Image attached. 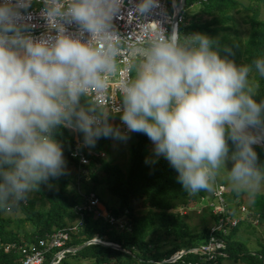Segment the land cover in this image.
Returning a JSON list of instances; mask_svg holds the SVG:
<instances>
[{
    "label": "clouds",
    "instance_id": "9594fccd",
    "mask_svg": "<svg viewBox=\"0 0 264 264\" xmlns=\"http://www.w3.org/2000/svg\"><path fill=\"white\" fill-rule=\"evenodd\" d=\"M41 3L49 33L35 37L27 31L32 0H0V208L64 174L53 135L59 126L81 132L85 146L126 139L109 123V108L86 99L114 68L120 36L112 21L124 0ZM155 4L139 0L135 10ZM229 55L207 34L160 30L129 60L134 75L121 82L116 111L128 131L148 137L184 190H212L223 173L231 190L254 199L264 191V163L253 147L264 140V98L255 99L260 85L251 74L264 77V56L238 65Z\"/></svg>",
    "mask_w": 264,
    "mask_h": 264
},
{
    "label": "trees",
    "instance_id": "16d2710c",
    "mask_svg": "<svg viewBox=\"0 0 264 264\" xmlns=\"http://www.w3.org/2000/svg\"><path fill=\"white\" fill-rule=\"evenodd\" d=\"M192 6H196L195 12L189 17L183 15ZM168 7L173 12L172 5ZM262 13L264 0H249L245 4L241 0H186L178 30L182 34H207L217 39L220 46L227 45L231 49L228 58L236 64H250L257 57L264 56ZM241 18L249 24L246 36L240 30L238 20ZM220 54L228 55L222 47ZM251 75L260 85L255 96L259 101L264 98V77H259L255 71ZM75 132L78 140L83 142V134L69 127L59 126L53 133L62 148L64 174L50 177L47 183L42 182L29 194L25 204L20 203L11 210L0 208V264H21L20 254L5 251L6 244L36 242L57 230L73 226L78 219L74 207L82 204L84 194L89 192L98 196L109 216L122 221L111 223L103 216L95 217L93 213L85 212V225L70 233L65 244L70 250L65 253L61 264H205L201 255L189 250L208 241L211 227L218 217L204 206L199 212L195 210L199 224H191L189 218L194 219L192 211L200 206L202 198H213V190L186 191L177 181L175 169L164 157L146 161L147 146L151 141L140 132L128 134L129 163L126 168L109 155L108 158L100 156L101 151L109 148L112 138L100 137L94 146L81 147L90 162L84 166L87 173L78 171L79 162L70 155L77 144ZM253 147L258 162L264 163V149L256 144ZM229 149H232L230 141ZM216 184L224 185L218 180ZM104 193L116 198L117 203L104 200ZM239 195L233 191L234 198ZM230 208L236 210L234 205ZM245 209L248 210L245 220L238 210L240 220L237 225L226 234L216 232L225 243V255H219L216 264H221L224 259L264 264V242L260 240L257 247L252 248L249 238L238 235L242 227H253L252 221H264V192L258 193L254 199L249 197ZM12 211L18 214L17 219L31 224L32 229L21 234L11 227L16 220ZM95 237L119 245L121 249L101 243L79 248ZM181 251L185 253L174 261H167ZM50 258L51 253L46 261L49 262Z\"/></svg>",
    "mask_w": 264,
    "mask_h": 264
},
{
    "label": "built area",
    "instance_id": "2783aa9c",
    "mask_svg": "<svg viewBox=\"0 0 264 264\" xmlns=\"http://www.w3.org/2000/svg\"><path fill=\"white\" fill-rule=\"evenodd\" d=\"M138 2L139 0H124L119 13L113 19L112 23L114 29L120 36L117 53L114 58V68L112 71H106L103 74L105 88L99 92L95 89H91L90 95L88 96L91 100L109 108L110 114L118 118L120 130L125 135L132 132L126 129V126L119 118L120 113L116 111V109L122 107V101L120 99L121 82L132 76V72L128 68V62L134 57L138 58L143 42L157 37L160 30L165 34H170L174 14V4L173 12H170L167 0H156L155 6L146 13H138L135 10ZM42 8L43 4L41 0H32L31 6L26 10L27 31L35 37L49 33L46 22L41 16ZM182 19L183 16L180 13L177 20L178 24ZM66 28L70 33H75L77 31L74 24H66ZM86 35L87 34H85V38ZM82 146L86 147L83 142L77 140V144L71 151V156L77 158L79 162L78 171L87 173L84 166H87L90 160L82 151ZM101 155H103V153H101ZM214 187L215 189L212 195L215 202L210 204V206H206L211 209L212 213L216 215L218 219L211 227L208 241L200 247L191 249V252L203 257L205 264H216L217 257L219 255H225L223 253V248L225 247L224 240L220 236H217L216 232L221 231L223 234H226L232 227L236 226L240 220L236 214L237 211L231 209V205H228L224 199V196L226 197L225 185L216 184ZM84 198L82 204L74 207L78 219L73 226L57 230L51 235H47L46 238L38 239L36 242L8 243L4 247L5 251H15L20 254L21 264H61L65 253L70 250L65 247L70 233L79 231L85 225V212L93 213L95 217L103 216L111 223H121V221H118L115 217L102 215L104 212L101 210V202L94 192L84 194ZM205 199L206 198H202V201ZM26 202L27 200L21 203L25 204ZM14 206L7 209L11 210ZM241 208L243 212H245L246 209L243 208V206H241ZM96 239L101 240L98 237L93 240ZM49 253H51V258L49 262H47L46 259ZM179 253L180 252H177L173 256Z\"/></svg>",
    "mask_w": 264,
    "mask_h": 264
},
{
    "label": "rangeland",
    "instance_id": "374dc122",
    "mask_svg": "<svg viewBox=\"0 0 264 264\" xmlns=\"http://www.w3.org/2000/svg\"><path fill=\"white\" fill-rule=\"evenodd\" d=\"M244 4L249 2V0H241ZM167 4L168 6L171 4L173 7V0H167ZM196 6H192L191 8H187L184 12L183 15L189 17L191 14H193L195 12ZM261 17L264 18V13L261 14ZM239 24H240V30L242 32V34L244 36H246L248 34L249 31V24L244 23L242 21V18L238 20ZM132 75H134V73L132 72ZM119 123V122H118ZM117 127V126H114ZM72 129V128H70ZM120 129V127H119ZM73 130V129H72ZM127 139H128V135H126V139L120 140V139H114L111 138L110 139V146L107 150H104L105 152V158H108L109 156L112 157L114 159V161L116 163H118L119 165H121L122 167L126 168L128 166L129 163V150H128V144H127ZM109 155V156H108ZM155 157H152L151 155H147L146 156V161L148 162H152L156 159V155H154ZM226 167H231V161H226ZM70 170V168H69ZM71 171V170H70ZM218 181L220 183H223L225 185V193H226V197L224 196V199L226 201V203H228V205H234L235 208L236 206L238 208H236V211H240L241 209V218L244 216V220L246 219V215L248 213V210H246V213H244V215L242 214L243 210L241 208V206H243V208H245L249 202V197L247 195V193L244 192H240V195L236 198H234L233 196V191L230 189V187L228 186L225 178H224V174L221 173L218 177ZM215 188H213L212 190H214ZM264 192V191H262ZM104 200H110L111 204H115L117 203L116 198H114L113 196H111L110 194L104 193L103 195ZM215 200L211 197H207L204 201H201L200 206L195 207L193 212V217L194 219H190L189 221L191 224L196 225L199 224V219H198V214L196 212H199L201 207H204L206 205H209L214 203ZM101 206V210L104 212L102 215L105 216H109V212L105 209L104 205L100 204ZM197 208V209H196ZM196 210V212H195ZM12 217L16 218V220L10 225L11 227L17 229L21 234H23L26 231H30L32 229L31 224L26 223L24 221H21L18 218V214H15L13 211L11 212ZM238 215V212L236 213ZM118 221H122L120 218H118ZM246 222H249L248 220H246ZM250 223V222H249ZM252 225L253 227H242L240 233L238 234L240 237L243 238H249L248 242L249 245L252 248L257 247V243L258 241L262 240L264 242V221H252ZM96 238V237H95ZM245 241V239H243ZM221 264H246L244 262L241 261H235L232 259H224Z\"/></svg>",
    "mask_w": 264,
    "mask_h": 264
},
{
    "label": "water",
    "instance_id": "95a60500",
    "mask_svg": "<svg viewBox=\"0 0 264 264\" xmlns=\"http://www.w3.org/2000/svg\"><path fill=\"white\" fill-rule=\"evenodd\" d=\"M185 3H186V0H173V4H174V14H173V20H172V23H171V30H170V33L176 29L178 30V16L180 15V13L183 11L184 9V6H185ZM256 145H259L261 146L263 149H264V140H262L260 143L256 144ZM91 243H101V244H104V245H109V246H112L116 249H121V247L119 245H115L113 243H110V242H104V241H101V240H90V241H87L85 243H83L79 248L83 247V246H86L88 244H91ZM78 249V248H77ZM76 250V249H75ZM191 252V249L189 250ZM183 253H185L184 251H181L179 254L171 257L170 259H168L167 261H174L176 258H178L180 255H182Z\"/></svg>",
    "mask_w": 264,
    "mask_h": 264
},
{
    "label": "crops",
    "instance_id": "0c3cea01",
    "mask_svg": "<svg viewBox=\"0 0 264 264\" xmlns=\"http://www.w3.org/2000/svg\"><path fill=\"white\" fill-rule=\"evenodd\" d=\"M110 116V118H109V122H110V124H112L113 126H117L118 128L120 127L119 126V123H118V118L117 117H115V116H112V115H109ZM75 138H76V140H78L79 138H78V136H77V134H76V132H75ZM147 155H151L152 157H155L154 155H155V153H154V151H153V144H152V142H150L149 144H148V146H147V153H146V156ZM159 156H156V159L158 158ZM246 208V207H245ZM244 218V216L242 217V219ZM258 223H259V221H257ZM241 231V230H240ZM240 231H239V233H240Z\"/></svg>",
    "mask_w": 264,
    "mask_h": 264
},
{
    "label": "bare ground",
    "instance_id": "6f19581e",
    "mask_svg": "<svg viewBox=\"0 0 264 264\" xmlns=\"http://www.w3.org/2000/svg\"><path fill=\"white\" fill-rule=\"evenodd\" d=\"M72 150H73V149H72ZM101 153H103V155H101ZM71 154H72V152H71ZM71 154H70V155H71ZM99 154H100V156H104V155H105V152L101 151ZM89 175H90V174H89ZM214 188H215V187H214ZM49 235H50V234H49Z\"/></svg>",
    "mask_w": 264,
    "mask_h": 264
}]
</instances>
